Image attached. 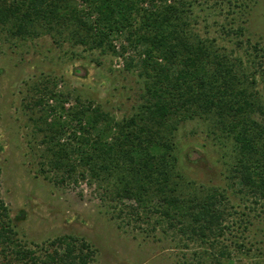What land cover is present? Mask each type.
<instances>
[{
  "label": "rangeland",
  "instance_id": "obj_1",
  "mask_svg": "<svg viewBox=\"0 0 264 264\" xmlns=\"http://www.w3.org/2000/svg\"><path fill=\"white\" fill-rule=\"evenodd\" d=\"M141 2L147 12L178 7L187 22V37L203 40L227 59V65L236 66L238 87L246 88V99L256 106L249 119L262 117L264 0ZM75 5L94 24L97 15L82 0ZM76 32L71 28L20 37L0 25V196L13 220L24 214L14 221L16 238L21 246L44 255L56 238L74 236L94 251L90 264H201L204 261L194 254H204L203 248L170 228L156 210L161 208L157 198L151 210L121 199L114 178L95 177L80 161L88 147H82L79 138L96 139L105 128L83 133L87 121L76 120L79 110H100L116 122L141 110L146 97V79L141 76L145 45L129 44L127 33L118 32L110 39L114 51L100 49L85 31L78 30L79 38ZM81 37L90 43H77ZM54 122L65 129L56 134ZM226 126L216 115L182 122L174 135L175 174L182 179L172 180L186 196L193 190L223 193L231 232L219 246L232 253L230 264H264V201L257 205L230 188L239 149ZM61 148L74 171L52 167ZM243 213L249 215L248 223L240 225ZM242 242L253 251L239 250L236 244ZM0 264L18 263L0 252Z\"/></svg>",
  "mask_w": 264,
  "mask_h": 264
},
{
  "label": "trees",
  "instance_id": "obj_2",
  "mask_svg": "<svg viewBox=\"0 0 264 264\" xmlns=\"http://www.w3.org/2000/svg\"><path fill=\"white\" fill-rule=\"evenodd\" d=\"M75 1L0 0V25L10 27L20 37L73 28L79 38L81 29L96 48L113 51L110 39L118 32L127 33L129 44L145 45L141 76L146 79V97L141 110L122 122L112 121L100 110H79L76 120L82 122L84 117L87 121V127L81 128L83 133H98L101 125L105 128L96 139L79 138L81 146L88 147L87 153L81 152L80 161L93 176L114 178L121 199L137 201L151 210L157 198L161 208L156 210L170 228L201 245L205 253L194 254L204 261L201 264H230L232 253L219 246L227 231L231 232L226 224L227 198L217 190L202 194L193 190L186 196L178 181L172 180L182 179L175 174L178 160L174 135L186 120L216 115L222 125L230 127L239 149L232 179L235 186L230 188L258 205L264 201V152L259 149H264V106H259L261 118L249 119L256 106L246 99V88L238 87L236 66L227 65V59L203 40L187 37V22L178 7L147 12L140 8L141 0H82L97 15L91 24ZM137 17L141 19L138 28ZM89 41L77 39V43ZM51 126L56 134L65 129L56 122ZM54 156V169L74 171V166L65 162L69 157L65 148ZM10 213L0 196V252L18 264H90L93 260L91 246L74 236L56 238L43 250L44 255L21 246L14 221L22 220L24 214L13 220ZM241 216L240 225L248 223L245 218L249 215ZM236 245L245 253L252 250H246L243 242Z\"/></svg>",
  "mask_w": 264,
  "mask_h": 264
}]
</instances>
